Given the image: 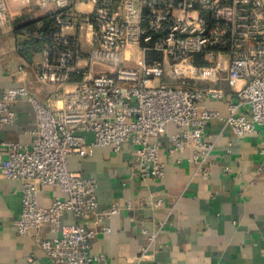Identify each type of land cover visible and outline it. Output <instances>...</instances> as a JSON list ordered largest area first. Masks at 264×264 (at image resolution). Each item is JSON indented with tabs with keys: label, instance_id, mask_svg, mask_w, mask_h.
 Segmentation results:
<instances>
[{
	"label": "built area",
	"instance_id": "obj_1",
	"mask_svg": "<svg viewBox=\"0 0 264 264\" xmlns=\"http://www.w3.org/2000/svg\"><path fill=\"white\" fill-rule=\"evenodd\" d=\"M24 2L52 16L34 72L39 82L54 85L53 97L42 103L21 84L0 95V128L14 122L13 104L20 96L32 102L37 120L31 144L0 141V172L21 181L17 232L26 235L44 224L58 232L39 239L54 264L101 259L90 241L110 228L94 225L117 211L99 209L97 181L68 167V156L80 154L86 144L119 149L130 142L131 174L161 179L166 160L158 138L168 123L176 131L166 153L190 147L195 173L209 169L213 120H223L238 135L264 130V0ZM11 15L8 1L0 0V26ZM195 56L207 65L192 63ZM166 61L181 78L206 70L211 85L161 80ZM94 64L104 68L95 70ZM224 73L228 88L221 85ZM209 100H224L227 114L206 106ZM44 186L62 192L47 207L38 201ZM65 212L74 215L73 223H62Z\"/></svg>",
	"mask_w": 264,
	"mask_h": 264
},
{
	"label": "crops",
	"instance_id": "obj_2",
	"mask_svg": "<svg viewBox=\"0 0 264 264\" xmlns=\"http://www.w3.org/2000/svg\"><path fill=\"white\" fill-rule=\"evenodd\" d=\"M7 1L12 18L0 26V95L21 84L40 102L52 103L54 85L39 82L34 72L43 55L42 30L33 22L45 14L24 0ZM221 85L228 88L225 73ZM205 104L227 114L224 100ZM13 110L15 120L0 128V141L31 144L37 121L32 102L20 96ZM208 128L215 145L204 173H195L190 147L166 153L173 123L158 138L166 160L161 179L131 174L135 147L130 142L119 149L88 143L80 154L68 156L71 171L97 181L99 209H117L94 225L110 229L91 239L90 250L101 256L92 264H264V130L238 135L223 120ZM85 136L92 139L91 133ZM57 194L62 195L57 186H44L39 204L47 207ZM21 210V181L0 172V264H54L39 239L58 232L44 224L20 235L14 221ZM61 221L73 223L75 217L65 212Z\"/></svg>",
	"mask_w": 264,
	"mask_h": 264
},
{
	"label": "rangeland",
	"instance_id": "obj_3",
	"mask_svg": "<svg viewBox=\"0 0 264 264\" xmlns=\"http://www.w3.org/2000/svg\"><path fill=\"white\" fill-rule=\"evenodd\" d=\"M152 57H156L158 59H161V56H152ZM166 69H165V73L162 76L161 80H166V81H173V82H178L184 85H193L194 87H200V86H209L211 85V75H209V77L207 76V71H203L202 70H198L196 71V73H194V75L192 77L189 76H184V77H180L181 75H179V73L177 74L176 70L171 66V62L170 61H166L164 62ZM192 63L197 64V65H207V62L205 61V59H203L202 56H195L192 59ZM96 70L98 69L95 68ZM176 82V83H177Z\"/></svg>",
	"mask_w": 264,
	"mask_h": 264
},
{
	"label": "trees",
	"instance_id": "obj_4",
	"mask_svg": "<svg viewBox=\"0 0 264 264\" xmlns=\"http://www.w3.org/2000/svg\"><path fill=\"white\" fill-rule=\"evenodd\" d=\"M52 21V16L51 15H43L41 16L38 20L34 21L33 23H35L36 25L41 23L40 25V29L42 30V35H41V38H40V45L43 47V42L46 40L47 38V31L49 30V26H50V23ZM29 24H27V26H29ZM26 26V27H27Z\"/></svg>",
	"mask_w": 264,
	"mask_h": 264
}]
</instances>
